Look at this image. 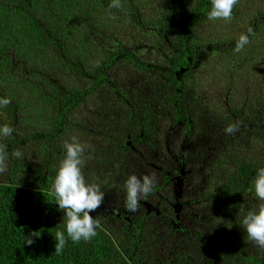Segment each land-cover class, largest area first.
Segmentation results:
<instances>
[{"label":"trees","instance_id":"obj_1","mask_svg":"<svg viewBox=\"0 0 264 264\" xmlns=\"http://www.w3.org/2000/svg\"><path fill=\"white\" fill-rule=\"evenodd\" d=\"M65 1L40 0L38 11L25 0H0V75L16 83L0 86L14 93L7 117L0 114L8 153L0 169V264H264V246L242 224L264 203L253 187L264 167V87L238 90L236 59L222 73L207 65L234 57L241 34L249 42L263 36L264 14L238 36L217 40L212 0H195L182 13L183 0H168L149 14L147 0H125L126 39L97 43L100 55L86 61L64 49L57 6ZM19 16L55 46L58 64L28 61L30 44L18 42L24 33L12 24ZM59 64L78 86L54 78ZM36 88L52 110L41 126L23 123L18 100ZM229 125L237 130L227 133ZM4 127L12 132L3 134ZM66 142L83 146V175L104 200L91 213L96 235L73 242L65 231L57 253L55 234L66 220L52 185ZM132 175L154 181L135 210L126 206Z\"/></svg>","mask_w":264,"mask_h":264},{"label":"rangeland","instance_id":"obj_2","mask_svg":"<svg viewBox=\"0 0 264 264\" xmlns=\"http://www.w3.org/2000/svg\"><path fill=\"white\" fill-rule=\"evenodd\" d=\"M25 1L30 7L40 11V0ZM123 1L125 2V0H67L63 2L62 6H57L59 18L65 28L62 34L64 45L67 47L64 48L65 51L81 56L86 61H92L100 55L97 43L111 42L121 38L124 41L126 39L124 36L130 25L125 20L128 9ZM147 2L149 11L146 14H149L159 11L162 6L165 7L168 0H147ZM194 2L195 0H183L180 12L188 11ZM234 7L237 11L233 9L231 19L219 18L214 25H211V31L215 33L214 39L220 40L221 38L238 36L244 31L247 23L252 21L258 13L264 14V0H237ZM23 23L24 19L19 16L14 19L12 24L24 33L23 37L17 38L18 42L30 44V48L27 50L28 61L38 65H41L44 60L49 61L52 65L58 64L60 59L54 55L55 46L44 42L40 32L34 27L22 26L25 25ZM233 59H236L239 65L234 74L237 89H244L247 93H253L257 90L260 92L264 87V35L251 39L241 51L234 54V57H229V54L213 57L207 60V65L209 67L214 66L218 73H222L229 68L230 61ZM202 65H206V62ZM203 67L205 70L208 69ZM54 73L55 79L67 83L69 86L79 85L74 72L68 66L63 67L59 64ZM14 82L15 80L11 77L4 78L0 75V86L13 87L16 84ZM7 91L9 93L2 94L0 92V114L3 118L7 117L9 108L7 104L13 100L11 96L14 95L11 89ZM40 91L36 88L31 95L26 93L27 95L18 99L21 103L22 119L24 117L23 123L26 125L41 126L49 124L51 121L50 104ZM88 140L85 139L86 142ZM90 142L92 143L91 140L88 141V143ZM1 177L2 171H0V183L3 181ZM174 193L179 197L181 188L176 185ZM100 210L99 207L97 211L101 212ZM108 210L116 213L110 208Z\"/></svg>","mask_w":264,"mask_h":264},{"label":"clouds","instance_id":"obj_3","mask_svg":"<svg viewBox=\"0 0 264 264\" xmlns=\"http://www.w3.org/2000/svg\"><path fill=\"white\" fill-rule=\"evenodd\" d=\"M237 0H212V6L208 12L209 20L219 18L231 19L232 11ZM251 29H249V33ZM249 43V35L241 34L235 51H241ZM237 130L236 125H229L225 131L229 134ZM3 134L9 135L12 132L10 127L3 128ZM65 155L60 163L54 177L52 192L56 198V205L63 210L66 220L65 230L57 231L55 234V251L59 253L67 243V237L73 242L91 240L96 235V221L91 215L98 209L103 200L104 193L98 185L86 182L82 172L83 146L79 142L65 143ZM16 157H21L22 153H13ZM8 153L3 146H0V169L5 165ZM153 179L145 176L142 179L132 175L126 181L127 198L126 206L130 210L138 207L141 196L147 195L153 187ZM255 196L264 201V167L257 170L253 180ZM242 224L250 240L259 246H264V203L257 206L255 210H250L243 217ZM31 245L34 241L27 239Z\"/></svg>","mask_w":264,"mask_h":264}]
</instances>
